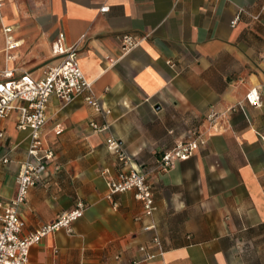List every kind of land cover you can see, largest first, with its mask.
<instances>
[{
    "label": "crops",
    "instance_id": "crops-1",
    "mask_svg": "<svg viewBox=\"0 0 264 264\" xmlns=\"http://www.w3.org/2000/svg\"><path fill=\"white\" fill-rule=\"evenodd\" d=\"M44 1L47 67L57 62L51 46L63 31L110 113L82 98L66 106L50 98L41 137L56 158L19 208L24 231L52 223L78 200L87 208L72 233L62 229L32 246L30 264H264V16L254 18L264 0ZM19 11L17 0L2 8L20 40L7 66L38 77L45 68L16 67L24 39L9 15ZM126 35L136 44L124 50ZM0 37L4 52L1 29ZM253 88L258 106L246 100ZM5 131L11 161L0 164V199L10 200L30 138L15 115ZM197 133L205 144L191 157L162 165L165 151ZM109 138L146 172L151 214L133 190L109 196L107 180L120 167Z\"/></svg>",
    "mask_w": 264,
    "mask_h": 264
},
{
    "label": "built area",
    "instance_id": "built-area-1",
    "mask_svg": "<svg viewBox=\"0 0 264 264\" xmlns=\"http://www.w3.org/2000/svg\"><path fill=\"white\" fill-rule=\"evenodd\" d=\"M6 1L0 0V29L4 37L6 65L0 75V164H8L11 161L9 151L5 148V121L8 118L15 115L17 129L28 131L30 140L27 157L19 166L15 196L10 200L0 199V264H30L32 246L62 229L72 233L71 224L80 218L87 208L85 202L78 200L72 210L63 212L52 223L28 232L24 231L26 222L19 208L26 202L30 189L40 182L42 171L56 158L53 148L45 145L41 137V130L47 122L50 98L55 96L64 106L82 98L101 115L110 113V109L106 108L92 92L91 83L85 77L79 63L78 44H68L63 31L58 32L51 46L52 56L57 62L44 69L40 76L35 77L27 71L7 66L12 60L10 52L20 46V40L15 36L13 26L4 23L2 8ZM107 10H109L107 5L100 7L102 12ZM262 16L264 4L254 18L261 19ZM238 18L239 16H236L232 23ZM122 44L123 49L127 50L136 42L131 36L126 35L122 37ZM246 100L255 106L261 104L255 88L246 94ZM209 118L214 120L216 113H211ZM89 125L96 131L105 128L94 121H90ZM60 132V129L56 131L57 134ZM203 144L205 139L200 133L189 140L178 141L174 147L162 154L161 163L164 167L173 166L175 161L191 157ZM107 148L120 163L117 177L107 180L109 196L133 190L135 197L142 202L145 214H151L155 206L152 186L148 182L146 172L133 167L131 158L117 139L109 138ZM153 243L160 248L158 237L153 238ZM141 250L145 248L141 247Z\"/></svg>",
    "mask_w": 264,
    "mask_h": 264
},
{
    "label": "rangeland",
    "instance_id": "rangeland-1",
    "mask_svg": "<svg viewBox=\"0 0 264 264\" xmlns=\"http://www.w3.org/2000/svg\"><path fill=\"white\" fill-rule=\"evenodd\" d=\"M20 11L18 16L11 13L9 21L14 23L21 31L24 42L18 53L17 66L29 71L46 69L48 59L49 36L44 34L48 18L44 13L42 3L44 0H17ZM3 42L0 37V75L5 69V53L2 52Z\"/></svg>",
    "mask_w": 264,
    "mask_h": 264
},
{
    "label": "bare ground",
    "instance_id": "bare-ground-1",
    "mask_svg": "<svg viewBox=\"0 0 264 264\" xmlns=\"http://www.w3.org/2000/svg\"><path fill=\"white\" fill-rule=\"evenodd\" d=\"M13 8L15 9V7L13 6Z\"/></svg>",
    "mask_w": 264,
    "mask_h": 264
}]
</instances>
